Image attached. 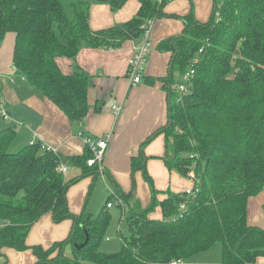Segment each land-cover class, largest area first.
<instances>
[{"label":"trees","instance_id":"16d2710c","mask_svg":"<svg viewBox=\"0 0 264 264\" xmlns=\"http://www.w3.org/2000/svg\"><path fill=\"white\" fill-rule=\"evenodd\" d=\"M126 1L0 0V43L7 35L14 36L15 73L72 124H81L88 113L89 77L76 68L64 74L58 60L75 61L82 48L117 50L142 38L149 21L163 15L166 0H138L140 8L127 22L90 29L92 3L108 4L115 12ZM182 20L181 35L157 46L160 52L171 53L170 73L161 81L173 84L175 74L182 78L190 69L194 75L186 93L169 88L167 124L141 148L160 134L171 139L164 163L184 178L194 173V195L158 192L141 149L132 170H142L150 203L144 209H129V236L122 238L119 252L102 254L99 245L109 217L103 221L72 213L66 194L80 178L66 181L57 171L60 162L82 167L81 178L88 169L94 170L86 166L92 156L88 147L67 160L41 149L38 142L10 152L15 132L7 127L0 131V251L31 250L35 264L190 262L217 245L220 264H254L264 257V227L247 223L248 200L264 189V0H223L219 5L214 0L208 22L199 23L190 14ZM118 195L129 205V194ZM158 195L165 199L158 201ZM156 208L162 218H149ZM47 214L54 223L72 221L68 237L47 250L26 245L31 227ZM86 237L88 243L76 249ZM69 244L72 255L65 257Z\"/></svg>","mask_w":264,"mask_h":264},{"label":"crops","instance_id":"0c3cea01","mask_svg":"<svg viewBox=\"0 0 264 264\" xmlns=\"http://www.w3.org/2000/svg\"><path fill=\"white\" fill-rule=\"evenodd\" d=\"M213 1H165L163 15L151 19L153 27L149 37L150 54L148 53L142 78L136 85L131 84L127 75L128 60L144 44L143 37L126 42L117 50L82 48L75 61L59 59L58 65L64 74H72L76 68L89 77L87 94L89 110L81 124H72L56 105L15 73L12 67L14 36L7 35L0 43V117L3 118H0V131L7 127L13 128L15 136L11 144L14 145V150H19L30 142H38L56 149L58 154L66 159L84 153L85 146L80 135L95 139L111 134L100 169H88L86 175L81 178L82 167L66 166L67 172L64 175L66 181L79 177L75 184L78 182L81 184V189L76 193H71L70 188L69 192L67 191V200L70 206H73L69 208L72 213L77 211L76 203L81 204L86 189L87 195L91 193L98 178L104 183L107 195L110 196L111 190L116 192L117 196L119 193L129 194V202L132 198L141 199V203L133 206L143 209L147 207L151 198L150 188L144 180L142 170H132V161L136 160L141 149L146 158L144 161L146 171L158 192L170 190L181 194L193 186L188 178L182 177L175 169L166 167L164 159L169 155L166 152L164 134L156 136L142 148L141 144L167 124L170 98L168 90L174 88L172 84L167 86L161 81L169 74L171 53L160 52L157 46L164 40L179 36L184 30L182 18L189 14L195 21L205 23L213 7ZM139 8L138 0H127L124 6L115 12L108 4L92 3L89 9V27L92 31H100L123 24L133 18ZM174 76L177 78V74ZM115 106L121 107L118 115L112 110ZM2 110L7 118L2 116ZM106 179L109 184L106 183ZM94 191H97L95 187ZM157 198L163 200L165 196L158 195ZM117 206L120 207L118 204ZM133 206L124 205L122 215L125 207L129 211ZM108 209L105 205L101 210ZM149 218L161 219L160 209L156 208ZM44 223H48L49 226H43ZM247 223L251 226L264 227V189L248 200ZM71 227L72 221L64 225L65 235L69 230L66 238ZM48 228L55 233L50 214L43 216L31 227L26 245L40 246L43 240H47L45 244L51 246L55 241L62 240L63 237H57L58 240H55V236L46 237L44 233ZM0 257L5 259L3 264L15 262L35 264L37 260L31 250L19 252L10 248H3ZM187 264L220 263L202 260ZM254 264H264V257L258 258Z\"/></svg>","mask_w":264,"mask_h":264},{"label":"rangeland","instance_id":"374dc122","mask_svg":"<svg viewBox=\"0 0 264 264\" xmlns=\"http://www.w3.org/2000/svg\"><path fill=\"white\" fill-rule=\"evenodd\" d=\"M222 1L223 0H217L218 5ZM212 6H213V4H212ZM212 11H213V7L210 10V14L208 15L206 22H208L210 20V17L212 15ZM217 14H218V12L216 13V16H217ZM216 18H218V17H216ZM146 60H147V58H146ZM148 60H149V57H148ZM181 81H183L182 78H179L178 76L176 78V76H174V81H173L172 85L175 89L173 88V91L176 90L177 86L182 83ZM0 115H1V113H0ZM0 118L3 119L2 117H0ZM170 144H171V139L166 140V152L168 153L167 155H170V148H169ZM9 151L10 152H17L18 150H16V149L14 150V145L11 144V146H9ZM106 183L109 184L107 179H106ZM94 187L97 189V191H94ZM94 187H93V189L89 195H87L88 191L86 189V191L84 192L83 198L81 200V204L78 205V203H76L78 208H77V211H75L73 213H75V214L83 213V214L89 215L93 219L99 218L101 220H103V219L106 220L109 217V221H108L107 227L105 229V233H104V238L99 245V251L105 255L114 254V253H117L120 251L122 238L129 236V229H128V225H127V221H128L127 216L129 214V211H128V209L126 210V207H125V212L122 215V207L121 206L119 207V206H117V204L113 203V206L111 208H109L108 210H104L103 214L100 215V212L102 211L101 209L107 203H110L109 198H108L110 196L105 193V191H104L105 185L100 178H98V180L96 182H94ZM78 189H81V184L79 182L77 184H75L74 186L70 187L69 191L71 190V193L72 192L76 193V191ZM67 197H68V193L66 194V198ZM157 200L159 201L158 198H157ZM67 203H68V208L71 209L73 206H70L69 200H67ZM137 203H141V199L138 197L132 198L131 201L129 202L130 206H133ZM75 208H76V206H75ZM70 221L71 220H69V219H65V220L61 221L60 223H54V226H55L54 232L55 233H53V231L48 228L46 233H44L45 236L46 237L55 236L56 237L55 240H58L57 237H63L62 240L59 239L58 241H55V242L65 240L69 230L66 231V235H65V231L63 232L64 225L70 224ZM45 225L49 226L48 223L43 224V226H45ZM43 229L44 228H42V230ZM43 241H42L43 244H40V246L44 250H47L50 247V245L48 246L45 244L46 243L45 241H47V240H43ZM63 255L65 257H70L72 255V246L70 244L64 248ZM4 260H5L4 257H0L1 264L4 263ZM202 260H208L210 262L219 261V263H220L221 262V247H220V245H217L216 247L212 248L210 251H208L207 253H205L203 255H199V256L195 257L194 259H192L190 261V263H192L193 261H202ZM188 262H184V263L187 264ZM15 264H17V262H15Z\"/></svg>","mask_w":264,"mask_h":264},{"label":"built area","instance_id":"2783aa9c","mask_svg":"<svg viewBox=\"0 0 264 264\" xmlns=\"http://www.w3.org/2000/svg\"><path fill=\"white\" fill-rule=\"evenodd\" d=\"M159 2H161V0H158ZM219 18V15L217 14V16ZM153 27V21H149V23L146 25V28L144 30V44L137 49L134 54L131 56V58H129L128 60V70H127V75L128 78L131 82L132 85H136L140 82L141 78H142V72L144 70V65L146 63V58L147 55L149 53V47H150V43H149V37L151 34V30ZM202 50H200L199 52L201 53ZM197 63V59L193 60V64ZM194 75V69H190L188 72H186L183 76H182V83L179 84L176 88L177 92L180 94H184L187 92L188 87H189V81L191 80V78ZM113 112L115 115H118L121 111V107L120 106H115L113 107ZM2 116H4V118H7L6 113L2 110ZM81 140L84 144V146L88 147V149L91 152V157L86 161V166L89 168H101V163L103 161L104 158V154H105V150L107 147V141L110 139L111 134H107L103 137H98L95 139H90L87 137H83L82 135H80ZM35 142H30L29 144H33ZM41 149L50 151L51 153H55L57 154V150L50 148V147H46L45 145L41 144ZM57 171L59 173H61L62 175H65L67 172V167L63 162H60L59 165L57 166ZM188 178L192 183L193 186L191 188H187L183 193H185L187 196H191L194 195L195 192V183L197 184V180L194 176L193 172H190ZM110 196L112 197L113 201H110V203L106 204L107 208H111L113 206V203H116L118 205H120L122 208H124V203L123 201L114 193L113 190H111V194ZM168 264H185L183 261L181 260H172L171 262H169Z\"/></svg>","mask_w":264,"mask_h":264},{"label":"water","instance_id":"95a60500","mask_svg":"<svg viewBox=\"0 0 264 264\" xmlns=\"http://www.w3.org/2000/svg\"><path fill=\"white\" fill-rule=\"evenodd\" d=\"M169 73H170V67H169ZM170 99V98H169ZM88 243V237H86V241L81 245H75L76 249H81Z\"/></svg>","mask_w":264,"mask_h":264}]
</instances>
